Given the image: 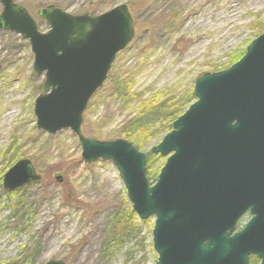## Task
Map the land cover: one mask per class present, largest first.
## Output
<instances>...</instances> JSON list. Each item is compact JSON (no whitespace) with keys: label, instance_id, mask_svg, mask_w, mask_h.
I'll return each mask as SVG.
<instances>
[{"label":"rangeland","instance_id":"obj_1","mask_svg":"<svg viewBox=\"0 0 264 264\" xmlns=\"http://www.w3.org/2000/svg\"><path fill=\"white\" fill-rule=\"evenodd\" d=\"M15 1L33 15L41 32L49 25L37 11L52 4L90 17L120 4L131 10L135 36L119 51L108 81L83 115L84 134L98 141L128 140L123 127L143 99L175 102L190 95L197 77L230 66L264 32V0ZM2 7L0 2V12ZM34 59L28 39L0 28V150L11 142L19 148L12 161L3 163L0 155V264H157L153 217L141 220L136 214L137 225L121 241L110 233L115 211L126 215L132 206L114 161L83 160L70 128L51 134L37 127L35 99L43 93L45 76L35 72ZM115 77L146 95L125 105L117 100ZM167 132L146 138L147 132L142 139L133 134L128 141L148 158ZM151 154L153 163L149 166L147 159L146 170L154 175L152 184L166 158ZM27 158L42 179L6 193V171ZM35 247L39 252L27 259Z\"/></svg>","mask_w":264,"mask_h":264},{"label":"water","instance_id":"obj_2","mask_svg":"<svg viewBox=\"0 0 264 264\" xmlns=\"http://www.w3.org/2000/svg\"><path fill=\"white\" fill-rule=\"evenodd\" d=\"M0 2V28L28 39L34 70L45 72L44 92L35 99L37 127L51 134L70 128L86 162L114 161L134 212L155 217L157 264H250L252 255L264 264V195L255 191L264 181L252 177L264 172L252 164L264 158V32L226 70L195 80L196 101L152 149L167 160L150 185L146 153L124 138L98 141L82 130L90 99L135 35L130 9L120 4L90 17L48 6L38 12L50 26L42 33L23 5ZM4 176L6 191L41 179L30 159ZM247 210L251 219L236 230Z\"/></svg>","mask_w":264,"mask_h":264},{"label":"trees","instance_id":"obj_3","mask_svg":"<svg viewBox=\"0 0 264 264\" xmlns=\"http://www.w3.org/2000/svg\"><path fill=\"white\" fill-rule=\"evenodd\" d=\"M244 53L241 54L237 58V60H239L240 57L244 55ZM237 60L235 62H237ZM235 62H232L231 64ZM226 68H221V70H224ZM216 69L217 67L213 69L215 70L214 72L218 71ZM111 82L115 88L117 100L120 99V101H122V103H124L125 105H130L135 98L141 99L144 95H146V91H133V84L130 81L128 82V80L125 81L124 79L115 77V79H112ZM191 92L192 93L190 95L186 94L184 98L175 102L170 101V99L168 98H164V100L158 101H151L147 98L143 99L140 103H138L136 111L131 116L132 119H129L126 122V125L123 127L126 128L124 137L128 138V140L131 141L132 139L130 137L133 136V134H135L139 138L141 135L144 136L148 132L146 138H152L155 135H159L161 130H172L173 121H175V119L178 118L196 99L193 90H191ZM17 146L18 143L11 142L10 145L5 149V151L0 150V155L2 157L3 163L16 159V157L19 155V148ZM152 158H154V156L151 154V152H149V156L147 158L148 160H150L149 166H152ZM153 178V174H151V176L148 175L149 180H152ZM2 193L4 192H0V194ZM126 213L129 214L121 215L119 211H115L114 218L112 219L110 233L116 238L117 241L123 240L130 231L134 230L135 225H137L136 213L134 212L132 206L129 207ZM251 261V264L259 263V260L256 257H253V260Z\"/></svg>","mask_w":264,"mask_h":264},{"label":"flooded vegetation","instance_id":"obj_4","mask_svg":"<svg viewBox=\"0 0 264 264\" xmlns=\"http://www.w3.org/2000/svg\"><path fill=\"white\" fill-rule=\"evenodd\" d=\"M252 164H260L261 166L262 165H264V158H263V160L262 161H260V162H258V161H253V163ZM262 172V171H261ZM254 172L253 174H252V177H254L255 178V180H263L264 181V172ZM256 187H255V191H256V193L257 194H259V192L260 193H262L263 195H264V184H259L258 183V185L256 184L255 185ZM256 197V196H255ZM257 198V197H256ZM250 219V214H249V211H246V213L240 218V221H239V224H238V226H237V228H236V230H239L240 228H243L244 226H245V224L247 223V221ZM39 248L38 247H35L33 250H34V252L32 251V252H30V253H28L27 254V259L28 258H31L34 254H37L38 252H39V250H38ZM26 254V253H25ZM49 262V261H48ZM47 263V262H46ZM45 263V264H46ZM11 264H20V262L19 261H14V262H12Z\"/></svg>","mask_w":264,"mask_h":264}]
</instances>
